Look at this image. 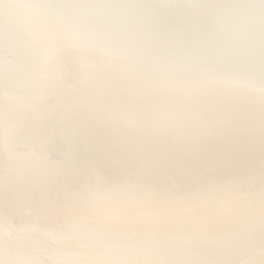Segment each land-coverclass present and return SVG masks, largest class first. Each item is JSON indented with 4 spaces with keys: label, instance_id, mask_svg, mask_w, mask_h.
<instances>
[{
    "label": "snow or ice",
    "instance_id": "obj_1",
    "mask_svg": "<svg viewBox=\"0 0 264 264\" xmlns=\"http://www.w3.org/2000/svg\"><path fill=\"white\" fill-rule=\"evenodd\" d=\"M0 264H264V0H0Z\"/></svg>",
    "mask_w": 264,
    "mask_h": 264
},
{
    "label": "water",
    "instance_id": "obj_2",
    "mask_svg": "<svg viewBox=\"0 0 264 264\" xmlns=\"http://www.w3.org/2000/svg\"><path fill=\"white\" fill-rule=\"evenodd\" d=\"M101 131H104V129H101ZM185 134V129L177 126L175 129L171 131L170 138H174L175 136H182ZM165 135H168L167 133ZM39 239L44 240L47 239V234L43 231L39 232L38 234Z\"/></svg>",
    "mask_w": 264,
    "mask_h": 264
},
{
    "label": "bare ground",
    "instance_id": "obj_3",
    "mask_svg": "<svg viewBox=\"0 0 264 264\" xmlns=\"http://www.w3.org/2000/svg\"><path fill=\"white\" fill-rule=\"evenodd\" d=\"M37 195H39V193H37ZM14 215H15L17 223L19 224L21 222V220H22L23 213L22 212H17ZM41 223H47V224L54 223V218H49V219L42 220Z\"/></svg>",
    "mask_w": 264,
    "mask_h": 264
}]
</instances>
